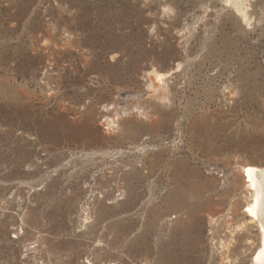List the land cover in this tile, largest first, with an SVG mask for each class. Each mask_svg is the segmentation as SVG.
Wrapping results in <instances>:
<instances>
[{"label":"rangeland","instance_id":"1","mask_svg":"<svg viewBox=\"0 0 264 264\" xmlns=\"http://www.w3.org/2000/svg\"><path fill=\"white\" fill-rule=\"evenodd\" d=\"M238 1L0 0V264H254L264 0Z\"/></svg>","mask_w":264,"mask_h":264},{"label":"bare ground","instance_id":"2","mask_svg":"<svg viewBox=\"0 0 264 264\" xmlns=\"http://www.w3.org/2000/svg\"><path fill=\"white\" fill-rule=\"evenodd\" d=\"M237 4V10L243 18L247 17V13L239 5L238 0H233ZM164 73H157L151 79L152 88L156 90L159 83H163ZM109 118V117H108ZM108 124H114V118H109ZM244 183L251 192V198L245 206V215L249 220L258 224L260 246L253 255L252 262L254 264H264V166L256 164H246L242 168ZM251 209V211H249ZM250 221V222H251Z\"/></svg>","mask_w":264,"mask_h":264},{"label":"snow or ice","instance_id":"3","mask_svg":"<svg viewBox=\"0 0 264 264\" xmlns=\"http://www.w3.org/2000/svg\"><path fill=\"white\" fill-rule=\"evenodd\" d=\"M249 211H251V209Z\"/></svg>","mask_w":264,"mask_h":264}]
</instances>
